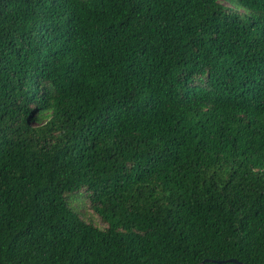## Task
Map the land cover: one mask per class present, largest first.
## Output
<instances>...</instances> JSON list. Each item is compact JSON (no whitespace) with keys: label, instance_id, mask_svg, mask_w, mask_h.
Masks as SVG:
<instances>
[{"label":"trees","instance_id":"trees-1","mask_svg":"<svg viewBox=\"0 0 264 264\" xmlns=\"http://www.w3.org/2000/svg\"><path fill=\"white\" fill-rule=\"evenodd\" d=\"M264 264V0H0V264Z\"/></svg>","mask_w":264,"mask_h":264},{"label":"water","instance_id":"water-1","mask_svg":"<svg viewBox=\"0 0 264 264\" xmlns=\"http://www.w3.org/2000/svg\"><path fill=\"white\" fill-rule=\"evenodd\" d=\"M208 261H213V262H218V263L223 262L222 260L205 259L202 262H200L199 264H204V262H208ZM227 261H231V262H234V263H237V264H242V263L236 261L235 259H228Z\"/></svg>","mask_w":264,"mask_h":264}]
</instances>
